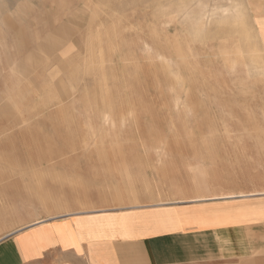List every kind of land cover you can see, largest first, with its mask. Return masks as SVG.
<instances>
[{
	"label": "rangeland",
	"instance_id": "obj_1",
	"mask_svg": "<svg viewBox=\"0 0 264 264\" xmlns=\"http://www.w3.org/2000/svg\"><path fill=\"white\" fill-rule=\"evenodd\" d=\"M36 1L63 24L61 50L46 44L38 60L52 68L35 112L53 138L38 139L37 163L1 161L2 171L38 172L1 180L7 216L29 218L30 206L10 204L20 199L60 197L52 172L84 170L103 203L245 206L246 220L264 222V52L245 0ZM51 207L35 215L61 212Z\"/></svg>",
	"mask_w": 264,
	"mask_h": 264
},
{
	"label": "crops",
	"instance_id": "obj_2",
	"mask_svg": "<svg viewBox=\"0 0 264 264\" xmlns=\"http://www.w3.org/2000/svg\"><path fill=\"white\" fill-rule=\"evenodd\" d=\"M245 2L264 52V0ZM7 3L1 0L0 264H264V222L246 220L245 206H194V200L166 203L141 197H111L103 203L102 183L89 181L84 170L52 172L64 181L60 194L52 193L60 197L45 205L32 196L28 203L21 199L10 203L30 206L29 218L21 208L8 216L1 210L10 206L1 180L38 174L36 169L2 171L1 161L37 163L38 139L53 138L35 112L36 100L44 95L38 94L39 78L47 77L52 68L38 60L45 58L39 53L46 44L52 48L57 44L61 50L57 39L63 27L60 22L55 27V13L43 12L36 0ZM51 108L46 105L42 114L46 116ZM37 206H53L49 209L61 212L38 219ZM27 241L32 243L29 250L23 247Z\"/></svg>",
	"mask_w": 264,
	"mask_h": 264
},
{
	"label": "bare ground",
	"instance_id": "obj_3",
	"mask_svg": "<svg viewBox=\"0 0 264 264\" xmlns=\"http://www.w3.org/2000/svg\"><path fill=\"white\" fill-rule=\"evenodd\" d=\"M201 7V6H200ZM203 8V7H202ZM228 8V7H227ZM225 9V8H224ZM233 12V11H232ZM229 13V12H228ZM225 14V13H224ZM230 14V13H229ZM209 17V16H208ZM213 17V16H212ZM210 18H211V16H210ZM227 18V17H226ZM204 20H206V19H204ZM224 20V19H223ZM222 20V21H223ZM202 25H203V23H202ZM205 25V24H204Z\"/></svg>",
	"mask_w": 264,
	"mask_h": 264
}]
</instances>
